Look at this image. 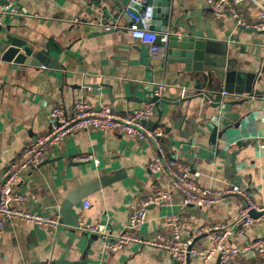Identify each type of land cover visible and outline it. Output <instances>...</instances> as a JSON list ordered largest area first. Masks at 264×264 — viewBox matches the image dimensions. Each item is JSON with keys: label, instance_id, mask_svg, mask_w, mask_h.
Returning a JSON list of instances; mask_svg holds the SVG:
<instances>
[{"label": "crops", "instance_id": "crops-1", "mask_svg": "<svg viewBox=\"0 0 264 264\" xmlns=\"http://www.w3.org/2000/svg\"><path fill=\"white\" fill-rule=\"evenodd\" d=\"M96 1L15 0L17 14L4 12L0 3V42L10 29L28 38L21 53L35 59L41 51H48L57 65L17 64L2 61L0 56V180L21 150L47 132L54 107L64 105L70 110L83 101L129 113L150 102L153 88L164 84V96L170 99L210 93L223 104L242 101L233 110L239 112L241 125L229 130L227 144L220 141V147L226 145L227 149L219 155L212 151L209 135L221 110L214 109L211 101L196 97L178 104L160 103L157 115L160 110L162 117L158 116L157 122L165 128L162 143L166 159L186 163L199 186L213 194L239 185L252 201L264 207V152L260 149L264 143V33L237 26L228 15L210 16L207 0H171L169 17L162 14L168 24L161 32L155 31L203 40L209 51V65L204 70L187 71L184 64L169 61L166 50L150 55L148 46L132 38L124 16L109 20L115 26L111 32L97 36L82 33L81 21L90 16ZM241 16L246 24L257 19L249 5L241 8ZM224 65L254 73V91L241 97L224 96L223 83L215 75ZM235 151L238 155L233 166L225 155ZM86 154H94L99 164L72 161ZM155 154L152 142L99 129L73 133L48 149L41 166L22 173L16 186L35 214L60 218L61 204L70 192L99 177L120 178L73 207L79 228L63 223L57 229L21 221L8 223L0 234V264L82 263L85 255L86 264H177L164 250L136 243L110 253L102 239L86 231L89 225L104 224L108 241H114L142 201L157 189H169L173 199L163 206L150 205L148 220L140 230L143 235L169 237L166 218L181 213L183 194L167 174L151 172L149 165ZM85 201L90 202L87 209ZM242 202L238 195H227L213 206L189 207L182 214L183 238L192 239L198 249H209L206 235H198V229L227 223L237 231ZM256 237H264V221H255L240 241ZM217 261L214 257L208 264ZM189 264H202V259L194 257ZM231 264H264V258L238 254Z\"/></svg>", "mask_w": 264, "mask_h": 264}, {"label": "built area", "instance_id": "built-area-1", "mask_svg": "<svg viewBox=\"0 0 264 264\" xmlns=\"http://www.w3.org/2000/svg\"><path fill=\"white\" fill-rule=\"evenodd\" d=\"M15 0H0L3 11L17 14L14 7ZM144 0H130L125 15L129 24V31L133 39L149 47L150 55L163 53L169 42V34H160L152 29V9L143 10ZM251 6L255 9L257 19L253 23H245L241 16V8ZM207 13L216 18L224 15L230 16L237 26L250 28L264 33V0H207ZM114 25L104 26V31H110ZM167 87L164 84L156 85L152 97L164 96ZM224 96H229L225 91ZM157 105L148 102L142 108L129 113H116L110 105H100L89 102H76L72 109L64 105L54 107L49 114V128L47 132L38 137L31 145L25 146L19 155L9 164L0 180V234L10 222L21 221L34 225L49 226L57 229L61 225L59 216H43L33 213L25 204L23 194L16 189L21 174L27 170L37 169L46 158L48 149L59 146L62 141L73 133L99 129L102 131L117 132L128 139L152 142L156 149L155 157L149 165L152 173H165L173 185L183 194L181 213L169 215L166 218V227L169 237L160 235H143L142 226L148 220L150 205L163 206L173 199L169 189H157L148 199L142 201L141 207L130 215L128 225L114 240L108 241L106 225L94 224L86 228L87 233L98 236L105 243L106 250L116 253L130 244H139L144 248H158L170 254L177 264H189L194 257H200L202 264H208L217 257V264H231L232 257L238 254L258 255L264 258V237L240 241L247 231L252 228L255 221H264V215L252 218L251 212H264V207L252 201L250 196L239 185H231L223 191L211 193L197 184L196 175L184 162L176 159H166L162 140L165 128L157 125L155 128L147 123H157ZM264 152V143L260 144ZM74 162H91L99 164L94 154L78 155L73 157ZM238 195L243 199L239 207V220L237 231L230 224L221 223L213 227H201L197 234H205L210 248L201 250L194 246L192 239L183 238L184 223L182 214L189 207L199 209L213 206L222 201L224 196ZM90 202H84V208H89Z\"/></svg>", "mask_w": 264, "mask_h": 264}, {"label": "water", "instance_id": "water-1", "mask_svg": "<svg viewBox=\"0 0 264 264\" xmlns=\"http://www.w3.org/2000/svg\"><path fill=\"white\" fill-rule=\"evenodd\" d=\"M130 4V0H97L89 17H84L82 19L81 32L89 36H97L99 34H104L111 31H104V26L109 24V20H117L121 16L125 15L126 8ZM153 7L152 9V29L161 32L162 26L168 24V20L163 21L162 14L166 18L170 15L171 0H144L143 10L146 7ZM163 6L166 9H160ZM127 19V18H126ZM101 26V27H99ZM28 38L19 35L15 32H11L6 35L5 41L0 42V56L2 61L14 62L17 64L25 65H38L45 66L49 68L56 67L57 65L50 58L48 51H41L36 55L35 59H30L27 55L21 53L27 48ZM208 48L206 47V42L203 40L195 39L191 36L177 37L174 35H169L168 47L166 49L167 58L171 62H178L185 65L187 71H202L208 66L207 53ZM211 65V64H210ZM215 66V64L211 65ZM208 70V69H206ZM214 71V70H213ZM216 77L223 83V91H225L229 96H239L244 94H250L254 91L253 81L255 79L254 73H246L241 71L238 67H232L230 65H224L219 70H215ZM256 93H258L256 91ZM199 97L201 99H207L211 101V106L214 109H219L221 112L216 117L215 123L211 126V132L209 137V144L213 146V152L219 155L222 150H226V145L220 147V141L224 144L229 142L230 135L229 130L231 128L237 129L241 125V116L238 111H233L236 105L242 103V101H231L223 104L221 101H215L210 93H200L195 97H178L176 99H170L166 96L161 98L152 97L151 101L155 102L159 107L160 103H176L188 102L192 99ZM159 118L162 117V111L158 110ZM149 126L155 128L159 125L157 123H147ZM241 143H237L240 146ZM238 152H226V159L230 165L234 166V160ZM120 178L119 175L116 176H103L93 181L86 183L74 191L70 192L60 207V220L61 223L74 228H79L80 225L73 216V207L88 195L100 190L104 186L112 184L114 181ZM252 218H259L264 215V212H251ZM89 235V234H88ZM87 257L84 256L82 263H72L70 261H56L53 264H86Z\"/></svg>", "mask_w": 264, "mask_h": 264}]
</instances>
